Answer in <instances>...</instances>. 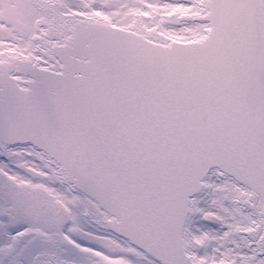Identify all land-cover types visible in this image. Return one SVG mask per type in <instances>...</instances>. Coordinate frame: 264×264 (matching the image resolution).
<instances>
[{"label": "snow or ice", "instance_id": "snow-or-ice-1", "mask_svg": "<svg viewBox=\"0 0 264 264\" xmlns=\"http://www.w3.org/2000/svg\"><path fill=\"white\" fill-rule=\"evenodd\" d=\"M0 264H264V0H0Z\"/></svg>", "mask_w": 264, "mask_h": 264}]
</instances>
